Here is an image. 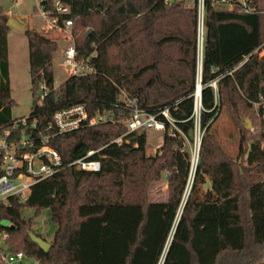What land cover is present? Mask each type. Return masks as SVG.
I'll return each instance as SVG.
<instances>
[{"label": "trees", "instance_id": "trees-1", "mask_svg": "<svg viewBox=\"0 0 264 264\" xmlns=\"http://www.w3.org/2000/svg\"><path fill=\"white\" fill-rule=\"evenodd\" d=\"M56 1L69 7L59 24L72 20L79 59L88 60L94 73L56 86L57 43L38 31L25 32L32 92L41 84L49 90L41 105L33 95L27 134L34 149L41 146L40 133L54 131L52 117L59 109L82 103L90 118L109 113L115 122L50 139L64 166L33 185L26 203H0V235L7 246L1 249L22 252L40 264H264V133L251 104L264 93V57L251 55L264 41V0H203L204 137L183 208L191 173L199 0H39V6L55 18ZM8 20L0 7V128L15 121ZM246 57L233 76H225ZM214 81L218 96L209 86ZM122 92L165 122L154 156L146 155L147 133L128 134ZM221 109L238 126L246 111L254 124L253 135L241 127L245 168L225 156L212 133ZM119 137L122 145L113 143ZM90 151L95 152L90 159L101 163L100 172L69 166ZM159 183L166 184V199L152 201L151 190ZM24 208L49 211L55 234L47 251L32 241L30 233L36 232L23 218Z\"/></svg>", "mask_w": 264, "mask_h": 264}, {"label": "built area", "instance_id": "built-area-1", "mask_svg": "<svg viewBox=\"0 0 264 264\" xmlns=\"http://www.w3.org/2000/svg\"><path fill=\"white\" fill-rule=\"evenodd\" d=\"M41 17L46 22L48 31H59L67 35L69 45L64 49L63 55V68L65 71V79L70 77L87 76L94 73V69L90 66L89 61L79 59L76 49L75 39L71 33L73 25L72 20L65 19L63 24H59V18L65 17L70 13L68 6H65L60 1L55 3V18H52L50 13L44 12L41 8ZM246 11H252L251 8L246 7ZM204 2L199 0L197 7L198 26H197V86L194 94V112L192 118L194 120L193 143L190 146L191 152V173L185 187V192L182 198V207H184L188 197L191 193L194 176L198 164V154L201 148L202 140L204 137V130L201 128V94L198 89L202 88L201 80L203 75V53H204ZM257 55L260 58L264 57V41L263 43L251 54ZM250 55V56H251ZM246 57L231 71L225 73V76H233L247 61ZM63 82V81H62ZM218 81L212 82L209 86L213 88L215 96H218ZM56 86L61 84L55 81ZM200 87V88H199ZM203 89V88H202ZM40 96L38 104L41 105L46 96L49 94L45 84L38 87ZM125 108L129 111V116L125 121V125L130 133H162L166 131V124L158 118V116L148 114L138 107L135 100H131L127 95L122 92L120 97ZM255 115L263 125L264 133V93L259 95V98L252 102ZM161 115L174 127L173 120L170 118L168 111H163ZM27 121L28 118L16 119L12 123L11 128H0V203L5 206L9 205L10 200H16L18 204H24L28 200L31 189L36 183L54 176L64 166L59 153L49 146L52 137L71 133L83 128L95 127L97 125L114 123L115 117L113 114H100L93 118L88 116L85 104H76L54 112L52 117V124L54 131L51 135H44L40 133L39 139L41 146L34 149V142L27 134ZM36 127L34 122L31 128ZM115 144L122 145L123 137L114 140ZM264 151V139L261 144ZM94 151H90L87 155L77 161L69 164L70 167L75 169L89 172L98 173L101 171V163L96 160H91L90 157L94 155ZM264 184V178L262 180ZM6 236H4V240ZM24 253L11 252L2 250L0 248V263L1 264H21L24 260Z\"/></svg>", "mask_w": 264, "mask_h": 264}, {"label": "rangeland", "instance_id": "rangeland-1", "mask_svg": "<svg viewBox=\"0 0 264 264\" xmlns=\"http://www.w3.org/2000/svg\"><path fill=\"white\" fill-rule=\"evenodd\" d=\"M233 1L242 2L243 0ZM187 5L189 7H193L190 2ZM229 6V8L234 9V5ZM0 7L3 9L4 13L8 15L9 19L16 21L20 26L25 28L26 31H38L41 34L48 35V37L57 43V49L53 55V69L55 80L60 84V82H62L66 77L62 63L64 49L69 45V41L65 39L66 36L56 34L54 32H47V24L41 17L39 0H0ZM8 50L10 93L12 100H14V105L11 111L12 119L16 120L28 118L33 105V95L37 99L40 96V92L38 90H34L32 92L29 65V42L24 32L10 28L8 35ZM219 112V117L212 127V133L225 156H227L228 159L235 164V166L239 165L241 168H245L247 167L246 155L240 158V143L243 142L241 127L250 131L253 135L254 124L246 111H243L241 115L243 122H239L241 123L239 126L234 122L230 114L225 109H221ZM162 140V133H147L146 155L154 156L161 146ZM250 142L251 141H248L247 143L250 144ZM200 155L201 148L199 150L198 158H200ZM236 168L237 167H235V170ZM237 176L240 179V174L238 172ZM209 186L210 183L208 182L207 186H203V189H206ZM166 190V184L159 183L158 186L152 188L151 190V200H165L167 194ZM23 218L27 224L30 222L33 224V230L37 234L41 235L47 243L52 242V238L55 234V226L50 219L48 210L42 209L41 211H37V209L34 208H24ZM3 223L6 226H10V222L8 221H4ZM0 248L7 249V246L4 243V235H0ZM262 260H264V258ZM21 264L40 263L34 257L25 256Z\"/></svg>", "mask_w": 264, "mask_h": 264}, {"label": "water", "instance_id": "water-1", "mask_svg": "<svg viewBox=\"0 0 264 264\" xmlns=\"http://www.w3.org/2000/svg\"><path fill=\"white\" fill-rule=\"evenodd\" d=\"M7 26L9 28H14V29H17V30L22 31L24 33L26 32L25 28H23L22 26H20L13 19H9L8 20ZM90 32H92V31L89 30L88 33H87V36L90 34ZM198 91H199L198 93L202 94V88L198 89ZM249 128H250V125H249ZM30 237H31L32 241L34 243H36L42 250L47 251L50 248V244L47 243L43 238L38 237V236L34 235L33 233H30Z\"/></svg>", "mask_w": 264, "mask_h": 264}, {"label": "crops", "instance_id": "crops-1", "mask_svg": "<svg viewBox=\"0 0 264 264\" xmlns=\"http://www.w3.org/2000/svg\"><path fill=\"white\" fill-rule=\"evenodd\" d=\"M46 29H48L47 26H46ZM47 32H54V33H56V34H61V35H63V36H66L65 39L67 38V35H66L65 33H62V32H59V31H47ZM66 40H67V39H66ZM66 42H68V41H66ZM52 239H53V238H52Z\"/></svg>", "mask_w": 264, "mask_h": 264}]
</instances>
